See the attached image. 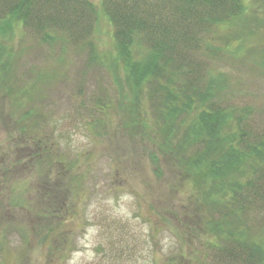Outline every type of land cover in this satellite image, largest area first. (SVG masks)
Returning a JSON list of instances; mask_svg holds the SVG:
<instances>
[{
  "label": "rangeland",
  "instance_id": "374dc122",
  "mask_svg": "<svg viewBox=\"0 0 264 264\" xmlns=\"http://www.w3.org/2000/svg\"><path fill=\"white\" fill-rule=\"evenodd\" d=\"M88 1L100 12L92 36L101 66L74 48L82 38H70L64 27L54 29L53 47L30 23L0 25V52L12 56V71H0V264H249L212 250L200 215L204 193L190 187L163 149L165 128L152 107L159 97L151 100L145 88L133 94L114 62L103 0ZM246 5L232 27L202 33L208 42L196 55L188 50L186 61L201 84L219 76V107L244 110L248 130L259 132L264 0ZM8 88L29 91L26 112L38 130L22 135L23 109ZM37 144L53 153L42 156ZM248 207L250 226L264 229V196Z\"/></svg>",
  "mask_w": 264,
  "mask_h": 264
},
{
  "label": "trees",
  "instance_id": "16d2710c",
  "mask_svg": "<svg viewBox=\"0 0 264 264\" xmlns=\"http://www.w3.org/2000/svg\"><path fill=\"white\" fill-rule=\"evenodd\" d=\"M246 4L247 0H103L102 8L114 27V62L127 72L133 94L145 88L151 100L159 97V105L152 107L158 109L156 116L165 128L160 138L165 154L181 165L190 187L204 193L200 215L214 238L212 250L224 253L226 261L233 257L264 264V229L250 226L248 214V206L264 196V131L248 130L250 118L244 110L220 108L219 76L203 78L201 84L186 61L188 50L196 55L197 48L204 49L205 32L241 21L248 12ZM99 15L88 0H0V25L30 23L53 47L59 41L54 29L64 27L70 38H82L74 48L82 47L90 64L101 66L92 36ZM5 55L1 49L0 57ZM7 58L0 64L1 72L12 71L10 53ZM154 87L160 89L159 95ZM6 91L10 98L15 94L14 102L23 109L17 120L22 135L38 130L39 122L26 112L31 109H26L32 97L29 91ZM37 147L42 156L53 153L51 145ZM237 251L242 257L234 256Z\"/></svg>",
  "mask_w": 264,
  "mask_h": 264
}]
</instances>
